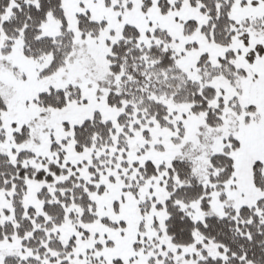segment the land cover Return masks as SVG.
Instances as JSON below:
<instances>
[{"label": "snow or ice", "instance_id": "1", "mask_svg": "<svg viewBox=\"0 0 264 264\" xmlns=\"http://www.w3.org/2000/svg\"><path fill=\"white\" fill-rule=\"evenodd\" d=\"M0 264H264V0H0Z\"/></svg>", "mask_w": 264, "mask_h": 264}]
</instances>
